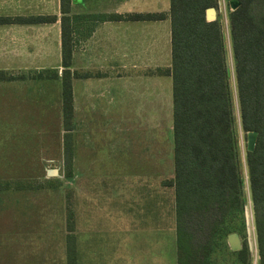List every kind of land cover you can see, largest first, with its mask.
Masks as SVG:
<instances>
[{"label":"rangeland","instance_id":"obj_1","mask_svg":"<svg viewBox=\"0 0 264 264\" xmlns=\"http://www.w3.org/2000/svg\"><path fill=\"white\" fill-rule=\"evenodd\" d=\"M214 8L233 91L235 145L245 203L234 229L218 243L212 242L209 264H257L229 0H216ZM25 78L42 80V84L30 94L27 82L0 84V185L11 184L0 190V264H67L69 232L74 235L76 264H177L174 194L172 186L164 185L173 177L172 119L166 102L158 119H143L140 105L146 89L134 88V125L125 118H109L115 115L110 112L98 120L93 102L76 104L73 176L65 177L60 80L40 79L37 73H26ZM54 168L57 175H47ZM16 181L25 188L16 189ZM231 233L239 236V250L229 246Z\"/></svg>","mask_w":264,"mask_h":264},{"label":"trees","instance_id":"obj_2","mask_svg":"<svg viewBox=\"0 0 264 264\" xmlns=\"http://www.w3.org/2000/svg\"><path fill=\"white\" fill-rule=\"evenodd\" d=\"M228 13L234 77L245 135L256 131L254 150L246 153L249 197L256 229L258 262L264 264V0H238ZM71 0H60L61 73L45 70L37 78L60 80L63 174L73 176L72 22L78 19L149 21L169 18L171 64L152 74L171 77L173 177L164 181L174 194V239L177 264H209L212 242L234 229L245 191L239 174L234 135L233 91L225 62L219 18L205 19L216 0H170L168 12L77 14ZM54 22L56 15L36 18ZM82 76V75H80ZM0 72V82L18 79ZM25 78V75H22ZM22 181L16 189L25 188ZM0 190L11 186L1 183ZM44 186L45 185L43 182ZM42 186V185H41ZM71 231V212L67 216ZM74 235H67V264H76Z\"/></svg>","mask_w":264,"mask_h":264},{"label":"crops","instance_id":"obj_3","mask_svg":"<svg viewBox=\"0 0 264 264\" xmlns=\"http://www.w3.org/2000/svg\"><path fill=\"white\" fill-rule=\"evenodd\" d=\"M169 6L170 0H71L68 15L168 12ZM44 15H56V20L36 19ZM61 15L60 0H0V72L19 76L0 84L27 82L30 94L42 80L22 75L45 70L61 73ZM71 34L70 69L79 74L72 80L75 111L80 102L94 103L98 120L110 112L115 115L109 118H125L134 125V88H145L142 118L158 119L166 102L172 119L171 77L152 74L155 68L171 64L169 18L78 19L72 22Z\"/></svg>","mask_w":264,"mask_h":264},{"label":"water","instance_id":"obj_4","mask_svg":"<svg viewBox=\"0 0 264 264\" xmlns=\"http://www.w3.org/2000/svg\"><path fill=\"white\" fill-rule=\"evenodd\" d=\"M229 6L231 10H235L239 6L238 0H229ZM217 11L214 7H209L205 11V19L207 21H213L216 19ZM257 132L256 131H249L246 134V150L247 152H251L254 150L255 142H256ZM58 170L48 169L47 175H57ZM229 246L232 250H239L241 248L240 239L237 233H231L227 237Z\"/></svg>","mask_w":264,"mask_h":264}]
</instances>
